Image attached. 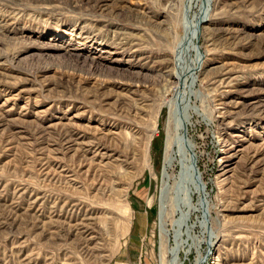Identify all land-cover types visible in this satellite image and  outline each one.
I'll use <instances>...</instances> for the list:
<instances>
[{
	"label": "rangeland",
	"instance_id": "rangeland-1",
	"mask_svg": "<svg viewBox=\"0 0 264 264\" xmlns=\"http://www.w3.org/2000/svg\"><path fill=\"white\" fill-rule=\"evenodd\" d=\"M88 1L0 0V264H264V0L188 30L187 219L172 52L206 0Z\"/></svg>",
	"mask_w": 264,
	"mask_h": 264
},
{
	"label": "bare ground",
	"instance_id": "bare-ground-1",
	"mask_svg": "<svg viewBox=\"0 0 264 264\" xmlns=\"http://www.w3.org/2000/svg\"><path fill=\"white\" fill-rule=\"evenodd\" d=\"M88 2L91 3V0H89ZM200 2H201L200 0H194V3H195L194 4V7H195V9L198 10L200 8ZM93 3H95L94 7H102L103 0H99V1H96V2H93ZM86 6H89V5H86ZM209 7H210V0H206L204 10L202 12L201 11L200 12L197 11V12H194L193 13V16L191 17V19H189V21L187 23L189 27L186 26L187 29H186V32L184 31L185 34L184 35H181L179 37V39L177 40V42L175 43V45L173 47L174 49H173V52H172V54L174 55L173 56V59H175V61H177L175 63V67H177L178 71L177 72L176 71H173V78L175 79V93H174L175 94V98H174V100L172 102V107H171L172 108V111H170L171 112V117L170 118H171V121H172V125L177 130V133H176V132H174V128H173V137L176 136L175 143H176V146L178 147V152H177V154L176 153L175 154L178 155V157L181 159V168H180V173L178 175H176L173 178L171 176H169L168 175V170L171 167L172 162H170V160L168 159V161L164 165V170H163V174H162V186H164L166 183H168L169 180H172L173 183H174V185H177V186L178 185L179 186L181 185L183 187L184 191L187 192V193H191L192 190H195V189L198 190L199 189L198 192H197L198 193L197 194L198 195V200H197L198 204H197V207L187 206L186 200H185V202L181 206L182 209L184 208V210H185V211H182V212L185 213V214H183V216L185 215L184 216L185 219H187L186 217L188 215L191 216L192 212L195 213V211H197V210L200 212L201 202H202V200H205V197H204V187H202V188L201 187L200 188L199 187H196L191 182V172L189 171V167H188V157H187V155H185V153H184V151L182 150V147H181V129H182V127H181L180 120H179L180 113H178L177 110H176V116H175V106L177 105L176 100H178V102L180 100L179 103H182L186 95L189 96L188 103L191 102V92H192L193 84L195 82L196 72L199 69V66H196V63H197V59H199V58L197 56V59H193V57H192V59H189L191 65H192L191 66V69H189V67H188V62L189 61H188V59L186 60L184 58L187 57L186 56L187 52L189 53V52L192 51V46L191 45L194 43L193 42L194 41V37L193 36H194V33L195 32L194 33L193 32H189L188 33V30L189 31H194L195 30L194 27L198 26L197 25L198 22L201 23V22H203L205 20L207 21V17H208V14L207 13H208ZM182 30H183V27H182ZM179 58H181V59L179 60ZM183 60H185L184 61L185 63L183 62ZM69 61H71L73 63L74 62L77 63V62H79V59L78 58H74L73 60H69ZM86 62H87L86 59H84V60L81 61V63L83 65H85ZM91 67L92 66L90 65V68ZM92 68H95V67H92ZM171 98H173V97H171ZM190 108H192V107H190ZM185 111H186V109H183V112H185ZM183 112H182V116L184 115V117H185L184 118V121H185L186 131H187V124H188V121H189L190 116L184 114ZM73 144H74V141H72V140L71 141H67L66 142V146H67L66 148L67 149H71L73 147ZM167 148H169V139H168V142H167ZM174 157H176V156H174ZM230 171H231V169L230 168H227L224 171V174H226V172H230ZM200 225H201V223H200ZM90 236H92V235H90ZM198 244H200V242H198ZM184 245H188V242H187V240H184L183 239V242H182V244L179 245V247L181 248ZM175 246H177V245H175ZM174 247H172V248H174ZM174 253H176V252H174ZM177 253L175 255H177ZM175 258H177V256H175L173 258L171 264H179L180 263ZM201 260H202V256H199L196 259L195 264H200L201 263ZM162 264H164V263H162Z\"/></svg>",
	"mask_w": 264,
	"mask_h": 264
},
{
	"label": "water",
	"instance_id": "water-1",
	"mask_svg": "<svg viewBox=\"0 0 264 264\" xmlns=\"http://www.w3.org/2000/svg\"><path fill=\"white\" fill-rule=\"evenodd\" d=\"M178 107L181 108L180 105H178ZM179 120H180V124L182 127V129H181V147H182V150L184 151L185 155H187V157H188V167H189V171L191 172V182L196 187L202 188L204 185L202 184L201 177L199 176L200 173H199L198 168H197L196 157H195V154L192 150V145L187 138L186 125H185L184 117L182 116L181 112L179 115Z\"/></svg>",
	"mask_w": 264,
	"mask_h": 264
}]
</instances>
